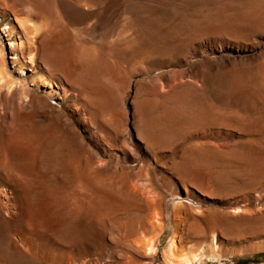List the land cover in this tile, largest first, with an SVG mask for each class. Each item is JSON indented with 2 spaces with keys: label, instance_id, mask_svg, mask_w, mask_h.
Masks as SVG:
<instances>
[{
  "label": "rangeland",
  "instance_id": "obj_1",
  "mask_svg": "<svg viewBox=\"0 0 264 264\" xmlns=\"http://www.w3.org/2000/svg\"><path fill=\"white\" fill-rule=\"evenodd\" d=\"M56 2L49 11L42 6L32 9L35 15H28L21 4L17 8L20 17L28 18V24L38 32L44 27L47 36L54 23L46 17L47 12L55 14L72 31L70 36H60L57 46L45 52L81 85V89L74 88L70 82L66 84L67 93L58 90L49 98V105L57 109L79 107L75 116L63 110L65 114L59 118L64 125L62 130L57 128L61 134H55L61 136L58 142L65 144L61 165H120L115 153L123 159L127 154L131 162L125 165H136L133 181L157 184L153 167L142 166L156 164L144 163V155L135 159L134 144L140 141L127 136L133 137L134 126L146 120L151 127L145 129V135L156 134L161 139L162 212L168 226L160 237L156 255H138L142 252L138 233L149 232V209L138 197L129 205L126 191L116 197L125 206L124 211L110 217L116 225L112 234L115 237L110 239L116 245L114 249L131 256V264H167L163 254L173 234L178 253L198 254L211 245V227L219 226L222 231L217 235L215 253L204 255L197 264H264V0H98L96 4L88 3L85 10L94 9L88 15H79ZM7 18L18 26L13 13ZM6 22L1 21L0 39L9 51L13 41L6 32ZM89 51L95 56L90 68ZM7 56L8 70L13 71L12 54ZM42 66L51 68L46 63ZM30 69L28 66L29 74ZM13 77L18 75L14 72ZM39 86L41 94L50 89L48 83ZM91 90L96 91L89 98L94 105L115 102V109L123 115L124 125L119 126L111 110L103 112L106 121L123 130L124 149L110 150L99 144L98 138L108 133L85 101V93ZM21 96L24 95L19 92L17 98ZM0 108V168L12 164L14 169L26 170L27 177L38 179L37 183H45L54 138L49 134L46 117L37 115L32 118L34 122L30 120L29 124L41 131L35 128L34 133L30 127L41 143L31 147L21 137L18 141L10 130L20 116L6 105L0 104ZM56 113L59 114H53ZM217 147L224 151L222 156L216 152ZM15 173L21 194L9 188L1 174L0 201L11 204L5 205L7 213L13 218L21 217L30 238L24 240L19 231H13L19 245L16 248L4 229L0 230V264H50L46 195ZM168 213L172 214L170 222ZM34 218L38 222L30 226ZM88 232L87 229L85 245L109 250V228L103 238L95 231V239L90 240ZM124 233L127 240L121 244ZM94 258L96 264H109L108 256L100 250ZM111 261L120 264L116 257Z\"/></svg>",
  "mask_w": 264,
  "mask_h": 264
},
{
  "label": "bare ground",
  "instance_id": "obj_2",
  "mask_svg": "<svg viewBox=\"0 0 264 264\" xmlns=\"http://www.w3.org/2000/svg\"><path fill=\"white\" fill-rule=\"evenodd\" d=\"M55 2L65 8H69L71 10L76 11L79 15L80 13L81 14L83 13L84 15L86 14L88 15L93 13L94 9L91 8L89 10L87 8L89 11H86L85 10L86 6L88 5V3L96 4L98 0H4V1L0 0V25H1V21L7 20L6 24L9 25V29L6 30V32H8V35L12 36L11 38L13 41L12 43L13 45L11 44L9 51H7V48H5V43L3 42L2 39H0V104L8 106V108L11 111L15 112V114L20 116L17 119H16L17 116L13 117L16 120L14 121L13 125L11 124L12 126L9 125L10 130L12 131L14 136L18 137L17 140L18 139L20 140L19 137H21L22 141L28 143L29 145L27 146H31V145L36 146L37 144L40 145L41 143L39 144L38 141L39 137L34 135V133H36L35 128L36 129L38 128L37 130H39V127L36 124L37 127L34 128V126L30 125L29 122L33 121L32 119L33 117L37 115H41V116L43 115L46 117L44 118L48 121L47 124L50 126L51 129V132H49V134L52 133L54 137L52 140V151H51L52 154L50 158L51 165H46L47 179L45 183L42 184L37 183L38 179L35 181V179L32 178L33 177L32 175L31 178H29L30 176L27 177L28 172L26 170L14 169L12 164L4 165L3 167H1L0 175L1 174L3 175V180L7 183L9 188H11L17 195L21 194L22 187L19 184L20 183L19 179L15 180L16 178L13 177V175H16L15 172L23 176L24 177L23 180L27 178L28 183L33 185L35 190L40 191V193L41 192L45 193L46 195L45 215L47 220L46 231H47V238L49 243L50 264H96V259L94 257L96 255L97 250H100L103 254L108 256L109 264H116V262L111 261V259L114 257L118 259L120 264H126V263L131 264L133 262L131 260L132 257L130 255L129 256L131 258L128 257L127 255L125 256L126 253L125 254L118 253L114 249L116 245L110 240L113 237L112 234L116 226L114 221L110 217L111 216L114 217V215H116L122 210L124 211L125 209V206L122 205L123 203H121L116 198L118 194L122 191H126L128 193L130 199L129 205L133 204L134 198L136 197L140 198L141 201L147 204L149 209V218H148L149 232L145 234L138 233L139 235L138 243L140 244L139 247L141 248L142 251L138 255L140 256L149 255L155 257L160 242V237H162L161 235L164 232L165 228H167L168 224L164 221L163 219L164 211L162 212V207H163L162 202L164 200L162 201L161 191L164 188V186L161 182L162 171H163V165H160L162 151H160L159 149V144L161 143V139L160 136L156 134H152L149 137L145 135V129L151 127L150 122L146 120L139 121L134 126L133 137H131V134H129V136L127 137H129V139L132 138L135 139L136 137L140 141V143L134 142L135 147L133 149L134 152L133 154H135L134 155L135 159L138 160L139 155H144L145 156L143 161L144 163H147V161H152L153 164H156V165H142V166L153 167V170L157 174V184L155 182H150L149 184L145 183L146 184L145 185L139 181L134 182L132 170H134L136 165L134 166L125 165L126 162L131 160L127 158V154L125 155L124 158L126 160L125 161L122 157L119 156L120 154L118 155L117 153H115V159L118 163H121L120 165H100V166L99 165L98 166L97 165H61L64 159L65 144L63 146L61 143L62 141L58 142L61 136L58 137L57 134H55L56 132H59L60 130L58 129L63 128L62 125H64L59 123V120L61 119V115L65 114L64 111H71L72 115L75 116L76 114L75 110H79V107L67 105L66 107H64L63 109L64 111H63L61 108H60L61 110L59 108L57 109L56 106L52 105L51 107V105H49L48 102L51 95L57 93L58 90L67 93L66 84L71 82V85L74 88H78V89H81V85H79L78 82H76L75 77L70 75V71L69 73H65L66 70L65 67L64 70L63 67H61V65H59L55 60L46 57L45 52L57 46L58 38L60 36H70L72 31L68 25L65 24L62 25L55 17V14H52L51 12H47L48 16L46 17H50L51 19H53L54 22V23L52 22L53 27L51 29V32L49 31L50 32L49 36H47L43 30L44 27L42 28L43 25L40 26L42 29L38 32L37 29L33 28L34 26L33 27L30 26L31 23L28 24L27 21L28 18L26 20L24 17L23 19L22 17L19 16V11L17 8V4H21L25 8L28 15H33V14L35 15V13L33 12L34 8H38V7L41 8L42 6V8L44 7L47 11H49L48 8L50 7L52 8L53 7L52 3L54 5ZM42 12H37V13L39 15L44 16V13ZM10 13L14 14L18 26L14 24L13 20H8L7 17L10 15ZM47 23H49V21ZM35 27L38 28L37 26ZM47 28H48V24H47ZM48 29L50 30V28ZM17 38H19L20 42H17ZM36 42H38L37 45ZM35 52L37 53L36 55ZM8 54H12L11 58H12V64L14 66L13 71H9L7 67L9 61L7 56ZM94 58L95 56L93 55V53L89 51V60L91 65L89 64L88 67L94 66L95 63ZM43 63L51 65V68L50 69L44 68L42 66ZM28 66L32 67V69H30L32 70V73L30 74L29 72H27ZM14 72L18 75V78L13 77ZM77 77L78 76H76V78ZM31 81H33L32 85L34 86H31L30 84ZM44 83H48L50 85V89L44 91V93L41 94L39 91V87H40L39 85ZM51 83H54L55 86H51L53 85ZM3 88H5V90L7 91L3 92L2 91ZM19 92L23 93L24 96L17 98ZM95 92L96 91L94 90L86 92L85 101L87 105L90 107V109H93L95 111L96 118L100 127L108 133L107 136H104V138H98L99 144L101 143L102 145H106L110 150L111 149L117 151L122 150L124 149L123 140H122L123 133L121 132L123 130H121L118 127L120 129L119 130L115 125L106 121L105 118H103V115L105 114L103 112L105 111L106 108L111 110L112 114L117 119L116 125H119V123L121 125L123 124L122 123L123 115L115 109V105H116L115 102H110L109 104H104L101 106L94 105L89 98L90 95L96 94ZM103 101H105V99ZM49 106L51 107L50 108L51 112L48 111ZM54 112H59V114L58 113L53 114ZM12 115L13 114H11V116ZM2 117L1 119L3 120ZM111 119L112 118H110V120ZM4 121L6 122L5 119ZM42 124L44 125V123ZM65 124L68 126L67 121H65ZM3 127H6V123L5 126ZM30 127H32V129H34L35 132L31 130ZM45 129L48 128L45 127ZM55 129H57V131H55ZM41 130L44 131L43 128ZM72 130L76 132L75 128H73ZM90 130L92 131L91 127ZM7 132L8 131L5 132V136ZM32 132L34 133L32 134ZM2 134L0 136H2ZM58 134L61 133L59 132ZM46 139H50V137L49 138L47 137ZM5 140L6 139H3L4 142ZM130 143L133 144L132 140H130ZM68 144L70 145V143ZM109 144H111L110 147L108 146ZM6 146L7 145L5 144V147ZM199 146L200 144L195 145V147H199ZM207 147L213 148V146L211 145H208ZM7 150L6 152L8 153ZM216 152L219 154V156H222L224 154V151L220 150L218 147L216 148ZM184 190L186 191L185 188ZM119 195H123V194H119ZM1 201H0V230L2 231L4 229L3 231L6 232V236L9 242L12 243L16 248H19L18 242L15 240L13 236V231H19L22 234L24 240L29 239L30 235H28V233L24 231L23 229L24 226L22 223L23 221L21 217L18 218L17 215L16 218H13L12 215H10V213H7L8 210L6 211V206L9 207L11 204L7 205L6 204L8 203L7 201L4 202L5 204ZM178 211L180 212L179 209ZM171 215L169 213L166 214L168 218V222H170L169 220L172 219ZM230 219L234 220V217L230 216ZM37 222H38V218H34L31 220V223H29V225L31 226L33 225V223L36 224ZM107 228L111 230V233L109 234V247H110L109 250L106 251L104 248H94L92 246L85 245L84 239L87 229L89 231L87 236L91 240L93 238L95 239V234H96L95 231L100 233L98 235L99 236L101 235V237L103 238V233H105ZM211 229H212L211 245L208 246L206 249H203L205 251L201 249L202 252H199L198 254L189 253L185 255L186 253H183L184 255L183 254L181 255V253H178L175 243V234H173L170 237V239L167 241L166 247L164 249V254H163L164 261L167 264H197V262L204 255L211 254V252L212 254L215 253V249L218 242L217 235L221 233L222 230L219 228V226H213L211 227ZM124 234L125 235L122 234L123 236H120V239L122 240L121 244H123L124 241L127 240L126 233ZM216 251H217L216 254H220L218 253V250ZM146 264L149 263L147 262Z\"/></svg>",
  "mask_w": 264,
  "mask_h": 264
}]
</instances>
